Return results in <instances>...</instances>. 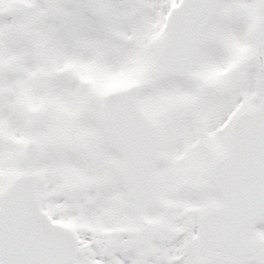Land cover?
<instances>
[{
    "label": "snow or ice",
    "instance_id": "1",
    "mask_svg": "<svg viewBox=\"0 0 264 264\" xmlns=\"http://www.w3.org/2000/svg\"><path fill=\"white\" fill-rule=\"evenodd\" d=\"M0 264H264V0H0Z\"/></svg>",
    "mask_w": 264,
    "mask_h": 264
}]
</instances>
